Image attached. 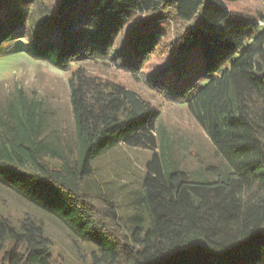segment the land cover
Masks as SVG:
<instances>
[{
    "label": "trees",
    "instance_id": "1",
    "mask_svg": "<svg viewBox=\"0 0 264 264\" xmlns=\"http://www.w3.org/2000/svg\"><path fill=\"white\" fill-rule=\"evenodd\" d=\"M15 2L8 13L33 31L29 6ZM239 2L61 0L55 32L45 29L26 50L62 70L100 58L137 74L174 26L169 65L148 82L186 103L218 159L182 167L165 132L156 133L158 109L82 67L68 80L74 140L50 129L43 102L22 89L0 103V182L91 244L90 264H264V0L253 15L236 12ZM38 10L49 14L45 4ZM11 35L0 31V48ZM192 49L212 76L199 89L172 81L189 74ZM120 144L152 151L129 234L114 200L91 184L96 160ZM0 264H55L44 227L0 212Z\"/></svg>",
    "mask_w": 264,
    "mask_h": 264
},
{
    "label": "rangeland",
    "instance_id": "2",
    "mask_svg": "<svg viewBox=\"0 0 264 264\" xmlns=\"http://www.w3.org/2000/svg\"><path fill=\"white\" fill-rule=\"evenodd\" d=\"M19 10L27 9L32 17L34 30L28 21L22 25L13 21L9 12L12 0L0 1V31H12L11 37L0 48V103L9 102L18 89H22L29 98L43 102L51 122V128L61 134L63 140H74L75 122L70 102L68 84L71 72L82 67L91 75L108 79L136 91L159 111L157 135L165 132L173 155L187 170H196L201 165L217 162L214 147L204 129L189 112L186 103L171 101L166 95L154 89L148 82L149 77L169 65L171 42L175 27H167V35L160 46L145 62L140 73L125 70L110 59L86 58L74 62L67 70L58 69L47 62L37 60L27 53L28 47L41 41L45 29L55 32L51 25L57 23L61 0H33L31 3L16 0ZM45 4L49 12L39 17V6ZM261 0H241L233 9L239 13L255 14ZM248 8V9H247ZM41 18V19H40ZM34 19V20H33ZM137 18L134 24H139ZM123 36V35H121ZM120 36V37H121ZM124 39V38H122ZM193 57L187 63L189 74L172 78L173 83H192L198 89L205 85L211 75L200 70L197 50H191ZM233 61V60H232ZM230 61L226 67L232 63ZM225 69V68H224ZM149 149L120 144L100 156L94 163L93 186L109 196L118 207L119 222L129 234L133 217L136 214L134 198L141 190L142 179L146 171V162L151 157ZM0 212L13 223L31 218L41 224L51 239L55 264H90L93 246L84 241L63 220L44 210L23 197L19 192L0 182Z\"/></svg>",
    "mask_w": 264,
    "mask_h": 264
}]
</instances>
